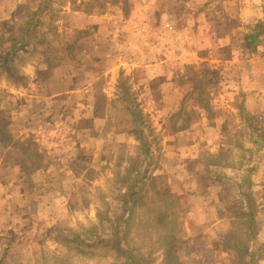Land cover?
<instances>
[{
    "label": "rangeland",
    "instance_id": "obj_1",
    "mask_svg": "<svg viewBox=\"0 0 264 264\" xmlns=\"http://www.w3.org/2000/svg\"><path fill=\"white\" fill-rule=\"evenodd\" d=\"M43 1L47 12L27 50H17L7 66H0V264H132L123 253L132 249L139 264H264V231L256 232L261 228L256 224L261 207L256 206L264 205V185L253 192L250 178L245 176L239 182L242 193L234 179L243 175L241 167L256 166L255 172H264V132L257 138L250 162V149L239 142L251 139L250 131L242 129L238 121H246L242 112H233L234 127L225 130L232 146L223 158L220 154L212 157L202 143L207 138L203 124L219 115L225 105L226 98L219 93L231 65L175 60L179 62L176 75L182 97L179 108L168 115H160L152 107L158 103V82H139L136 70L119 65L111 69L109 77L101 76L97 86L108 85L107 94L96 96L92 100L95 109L88 113V96L75 91L87 76L77 68L85 55L94 58L88 47L98 26L72 28L67 9L92 12L107 2L0 0V43L7 46L11 37L17 39L29 12H36ZM229 1L223 7L228 11L232 8ZM114 3L127 9L126 0ZM232 5L246 7L250 17L264 15V0H237ZM184 19L179 20L183 23ZM263 36L260 43L264 45ZM92 68L93 73L100 69ZM64 81L75 90L58 92ZM123 82L145 116V132L154 142L153 163L160 158L170 163L166 162L165 138L193 123L195 144L184 146L183 155L179 153L178 170L193 172L182 176L186 184L183 197L196 192L205 195L210 187L219 198L213 209L194 212L183 197L181 201L163 197L160 178L142 176L138 193L127 188L124 179L137 168L143 154L136 124L119 99ZM211 92L215 95L210 96ZM238 99L231 95L228 104L239 107L242 102ZM198 105L206 112L199 111ZM77 126L91 129L81 141L83 146L76 145ZM94 126L98 127L95 134ZM262 126L264 129V122ZM129 134L133 141L125 143ZM96 156L99 159L94 161ZM223 163L231 165L227 174L232 177L221 174ZM126 196L130 200L124 203ZM248 202H253L255 213L251 227ZM220 216L229 217V226H212ZM121 217H127L128 223ZM260 218L263 225L264 215Z\"/></svg>",
    "mask_w": 264,
    "mask_h": 264
},
{
    "label": "crops",
    "instance_id": "obj_2",
    "mask_svg": "<svg viewBox=\"0 0 264 264\" xmlns=\"http://www.w3.org/2000/svg\"><path fill=\"white\" fill-rule=\"evenodd\" d=\"M227 1L126 0L127 9L121 10V6L116 5L114 0H106L107 3L104 7H96L92 12H86L79 8L67 9L68 16L72 17V28L78 30L90 25H97L98 27L93 33L92 44L88 47H91L90 53L94 58L90 59V56L85 55L86 60L82 61L77 68L84 71L90 79L83 78L79 83L81 85L78 87L79 90L65 86L67 82L64 81L62 90L58 92L75 90L77 95L84 96L86 94L89 100L86 111L89 113L90 109H95L92 100L95 101L96 96L103 97L104 94H107L108 85L97 86L100 79H103L101 76L109 77L111 69L124 65L123 67L127 71L136 70L135 73H139L137 81L148 82L149 80L154 84L158 82L159 85H156L155 92L158 103L152 107L157 109L158 114L168 115L179 108L182 97V86L178 74L176 75L179 62L175 60L190 61V63L208 60L209 64L217 63V65L224 64L225 66L229 64L232 70L230 75L224 74L222 78L224 80L221 81L224 88L219 93L221 98H226L225 105L222 106L219 115H212L208 122L203 124L207 138L202 143L209 147L212 157L217 158L220 154L223 158L224 153L228 152L232 146L225 137V130L234 127L233 112L235 113V110L242 112L246 121L244 122V118L238 121L239 123L242 122L240 123L242 129L247 128L250 131L248 135L251 134V139L239 140V142L250 149V157L247 159L250 162L253 160L251 152L252 154L255 153V145L259 142L257 138L261 134L262 123L264 122L261 121L264 120V45L259 43L255 46L252 45L251 48H246L244 47V35L247 31L246 24H252L260 16L254 18L251 15L250 17L246 12L248 9L241 5L233 8L232 4L237 0L229 1V7L232 8L229 11L225 10L223 7L226 8ZM190 10L192 11L190 12ZM183 17L185 19L181 23L179 19ZM167 24L170 28L167 27ZM169 33L171 34L170 38L167 37ZM104 43H107L108 47L104 46ZM94 65L100 67L96 73H93L92 66ZM126 86L128 87L127 84ZM128 89L131 95L130 88L128 87ZM209 95L214 96L215 93L211 92ZM231 95L236 99L240 97L238 100L242 104L239 107L234 108L228 104V97ZM149 96L153 98V95L149 94ZM119 99L123 101L120 97ZM123 103L127 108L126 101ZM198 110L206 112V109L200 105H198ZM215 110L217 111V108ZM201 115H203L202 112ZM192 124L187 126L185 131H172L170 137L165 138L164 143L168 158L166 162L170 163H165L161 158L160 160L158 158L159 162L157 161L153 169V177L158 180L160 178V182H163L166 188L176 194L180 201L184 195V188L182 187L186 186L182 176L193 175L192 171L182 172L181 169L178 170L180 167L179 159L183 155L181 150L184 152L186 150L184 146L190 147L193 143L195 144L194 139L191 138L194 128ZM92 129L95 134L94 130L98 127L94 126ZM90 130L77 126L76 145L77 142L82 146L85 145V143L81 144V141L85 140L86 132ZM80 135L81 137L78 138ZM128 139L130 142L133 141L132 134L127 135L124 142L127 143ZM163 154L164 152L162 156ZM78 156L76 157L78 158ZM98 159L96 156L94 161ZM231 168V165L224 163L219 167L222 175L232 177V175L227 174L232 170ZM236 168L237 173H239V165ZM255 168L256 166H251L248 169L241 167L240 170H245L243 175L241 177L234 176L237 186L241 184L239 183L241 179L248 176L251 181L250 189L253 192L261 188L264 185V172H255ZM207 191L208 195L196 192L195 194H185L183 198L188 201V205L189 202L192 203H190V208L194 212L206 208L213 209L219 200L218 192L213 191L210 187H207ZM237 191L239 192L238 189ZM209 197L211 199H208ZM252 205L253 202H251V206L247 204V207L251 208ZM256 208H260L257 217L259 219L256 220V224L262 228H256V232L260 234L264 231V224L261 225L260 223V217L262 214L264 215V205L258 204ZM229 221L228 216H220L212 222V226H229Z\"/></svg>",
    "mask_w": 264,
    "mask_h": 264
},
{
    "label": "trees",
    "instance_id": "obj_3",
    "mask_svg": "<svg viewBox=\"0 0 264 264\" xmlns=\"http://www.w3.org/2000/svg\"><path fill=\"white\" fill-rule=\"evenodd\" d=\"M44 1L42 2V6L38 7L35 11L36 12H29L28 18L24 20V23L22 24V30L20 33V36L15 38L9 39V44L7 46H4L3 43H0V66H7L9 63V60L17 50L23 51L27 50V46L30 44V38L32 39L33 32L34 34L39 31V24L43 21V16L47 12L46 5L43 6ZM247 31L244 35V47L250 48L252 45H256L260 43V40L262 36L264 35V15L261 18L256 19L252 24H246ZM27 38V39H26ZM123 93L120 95V98L123 101H126L128 105V111L129 114L132 116L134 123L137 127V139H140V145L142 149L143 158L140 160V164L137 166V168L134 171H131V173L124 179L125 183L127 184V188L133 193L139 192L138 183L141 181L142 176L146 178L152 179L153 177V169L155 167V161H150L153 159L154 154L152 153V148L154 145V142L151 141V137L148 133L145 132L147 130V124L145 120V116L142 114L141 110L137 109L136 104L134 103V100L131 99V95L129 93L128 87L125 85V82H123ZM264 129H261V134H263ZM261 136V135H259ZM152 162V163H151ZM162 186V189H165L163 192V197L169 196L170 200H179V197L172 193L168 188H166L163 184H160ZM240 186V185H239ZM238 186V188H239ZM241 187V186H240ZM161 188V187H160ZM240 192L244 193V189L241 187ZM162 200V198L160 197ZM128 200H130V197L126 196L124 198L123 202L126 203ZM248 205L251 206V202H248ZM249 217V226L251 227L253 225L252 220L254 219V212L250 208V212L248 213ZM122 219V222L128 223V218ZM118 250H122L119 246H117ZM111 253L114 251L109 250ZM123 253H127L128 259L131 260L132 264H139L138 259L134 257V250L132 249L131 252L123 251Z\"/></svg>",
    "mask_w": 264,
    "mask_h": 264
},
{
    "label": "built area",
    "instance_id": "obj_4",
    "mask_svg": "<svg viewBox=\"0 0 264 264\" xmlns=\"http://www.w3.org/2000/svg\"><path fill=\"white\" fill-rule=\"evenodd\" d=\"M167 27H169L170 28V26L167 24Z\"/></svg>",
    "mask_w": 264,
    "mask_h": 264
}]
</instances>
